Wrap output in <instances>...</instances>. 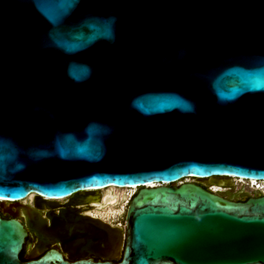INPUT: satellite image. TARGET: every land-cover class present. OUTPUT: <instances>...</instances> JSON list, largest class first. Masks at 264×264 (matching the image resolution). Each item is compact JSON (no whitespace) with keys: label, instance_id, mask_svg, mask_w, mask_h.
I'll list each match as a JSON object with an SVG mask.
<instances>
[{"label":"water","instance_id":"water-1","mask_svg":"<svg viewBox=\"0 0 264 264\" xmlns=\"http://www.w3.org/2000/svg\"><path fill=\"white\" fill-rule=\"evenodd\" d=\"M232 177L264 181V0H0V199L31 206L0 264H264V195L200 185ZM108 187L124 229L81 208Z\"/></svg>","mask_w":264,"mask_h":264},{"label":"bare ground","instance_id":"bare-ground-1","mask_svg":"<svg viewBox=\"0 0 264 264\" xmlns=\"http://www.w3.org/2000/svg\"><path fill=\"white\" fill-rule=\"evenodd\" d=\"M237 179L244 180L241 178H237ZM221 180L222 179H219L220 182H221ZM246 181H248V183L250 185H252V187L256 191H263L264 192V181H254V180H246ZM151 186H154V185H151ZM113 188H115V187H108V188L100 189V191L97 192V195H98L97 198L92 200L89 203V205H87L90 207H86L85 205L81 206L83 213L88 215V216H91L93 218H98V219L105 221V222H108V221L100 218V216H98V215H102L104 217H112L115 214L121 213L122 210L124 209V204H123L124 200L121 202V204L119 203L120 202L119 200H121V196L116 194V193H112L111 189H113ZM115 189H117V188H115ZM130 189H131V192L133 193L136 190V187H132ZM212 189L214 191H217V192L219 190H222L221 187H218V186L212 187ZM32 198H33V195H30V197H28L27 201L30 200L32 202ZM0 200H3V199H0ZM18 212H19V215L25 219V215L23 213H21V211H18Z\"/></svg>","mask_w":264,"mask_h":264},{"label":"rangeland","instance_id":"rangeland-1","mask_svg":"<svg viewBox=\"0 0 264 264\" xmlns=\"http://www.w3.org/2000/svg\"><path fill=\"white\" fill-rule=\"evenodd\" d=\"M222 180L225 183L223 186L212 185L210 183H206V185L213 192H216V193L231 197L233 199L246 197V196H248V194H254V193L258 192L246 180H240V179L233 178V177L232 178H225V179H222ZM192 181H194V180L193 179H189V178H186V179L182 180V182H192ZM215 186L221 187L222 190H219L218 192L214 191L212 189V187H215ZM136 191H137V189L132 193L130 188H122V189L113 188V189H111L112 193H116V194L121 196V200H119L120 204L124 200L123 201L124 209L122 210L121 213L115 214L112 217H104L102 215H98V216H100V218L108 221L112 225H116V226L118 225L119 227L124 229V226H125V212H126V208L128 206V201L132 198V196L134 195V193Z\"/></svg>","mask_w":264,"mask_h":264},{"label":"flooded vegetation","instance_id":"flooded-vegetation-1","mask_svg":"<svg viewBox=\"0 0 264 264\" xmlns=\"http://www.w3.org/2000/svg\"><path fill=\"white\" fill-rule=\"evenodd\" d=\"M200 185L204 189L209 190V187L206 185V183L202 182ZM217 194L220 195L221 197H223L225 199H228V200H231V201H242V200H245V199L256 197L258 195H264V192L258 191L257 193L248 194V196L241 197V198H238V199H233L231 197H228V196H225V195H222V194H219V193H217ZM60 202H64V201H60ZM23 207L31 208L29 202L20 201L17 204H12V203H9V202H4V200H0V217L2 219H10V218H12L11 214H19L18 211H21V213H23ZM37 212L40 215V217H44L43 212H41V211H37ZM14 218H16L25 227V223L20 217L16 216ZM36 243H37V239H34L33 236L28 233V235H27V237L25 239V242L23 244L22 250H21V252L19 254L20 261L26 262V261H28L30 259H37V258H39L42 255V254L39 253V251L37 249H33L35 247ZM48 250L49 249H46L45 251H48ZM32 254H34L35 256L33 258H29L28 259L29 255H32ZM63 257L66 259V255L65 254H63ZM95 260H97V259L95 258Z\"/></svg>","mask_w":264,"mask_h":264}]
</instances>
